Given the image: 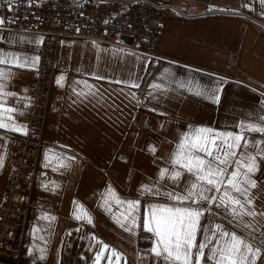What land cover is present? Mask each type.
Here are the masks:
<instances>
[{
    "label": "crops",
    "instance_id": "1",
    "mask_svg": "<svg viewBox=\"0 0 264 264\" xmlns=\"http://www.w3.org/2000/svg\"><path fill=\"white\" fill-rule=\"evenodd\" d=\"M160 1L186 16L168 15L152 56L88 39L60 41L44 130L48 144L36 171L35 209L22 220L13 247L23 246V264H158L148 251L155 239L151 233L142 228L136 235L125 232L101 207L107 199L117 216L122 210L109 188L120 200L140 201L142 223L149 204L172 203L165 192L183 193L187 173L175 183L159 180L158 174L170 167L169 157L185 134L199 128L239 132L241 123H259L264 116L262 0ZM1 25L0 120L27 130L43 36ZM212 93L219 99H210ZM21 135L0 129V206ZM244 135L250 141L245 151L255 153L251 142L264 141V134ZM252 178L257 181L254 206L264 212V159ZM142 185H155L160 195H141ZM76 205L91 216V224L76 219ZM222 211L213 205L214 215L205 213L201 225L247 231ZM255 219L264 231V217ZM253 235L259 243L260 232ZM201 239L198 233L197 244ZM207 255L206 249L202 264H211ZM13 256L0 251V264H12ZM256 264H264V246Z\"/></svg>",
    "mask_w": 264,
    "mask_h": 264
},
{
    "label": "snow or ice",
    "instance_id": "2",
    "mask_svg": "<svg viewBox=\"0 0 264 264\" xmlns=\"http://www.w3.org/2000/svg\"><path fill=\"white\" fill-rule=\"evenodd\" d=\"M3 22L0 20V23ZM0 63L4 61L0 60ZM4 76V73H0V79ZM62 79L63 77L58 79L57 83ZM2 90L3 85L0 84V93ZM209 98L218 100L219 96L212 93ZM3 111L14 110L5 108ZM239 128V132H215L210 128H199L193 130L190 135L185 134L177 144L176 151L169 157L170 167L160 169L158 174L159 180L163 181L167 177L175 183L187 173L189 179L183 193L165 192V198L172 203L149 204L142 223L138 215L140 201L120 200L111 188L109 195L117 205L122 206L119 216L112 211L107 199L101 207L112 215L125 232L136 235L135 230L142 228L144 232L151 233L155 239L148 251L157 259L158 264H202L206 249L207 260L211 261V264H256L264 246V231H260L255 218L264 217V212H257L254 206L252 189L257 188V181L252 177L258 170V160L264 159V150L260 148L264 141H252L257 150L255 153H247L245 150L250 141L244 132L264 134V116L260 117L259 123H241ZM0 129L27 134L26 128L14 125L10 127L3 120H0ZM150 150L153 154L156 151L154 147ZM2 165L3 159L0 158V166ZM140 191L141 195H160L159 188L155 185H142ZM217 193L220 195L217 196ZM213 205L216 209L223 210L221 214L236 221L237 227L247 231L238 234L235 230L224 229L220 224L203 227L200 223L201 217L205 216V213L214 215ZM75 216L78 220L86 219L87 223H92L91 216L83 211L80 205H76ZM244 217L251 219L246 221ZM254 232H260L259 243L256 242ZM198 233L202 236L199 244L196 242ZM113 255L117 260L120 259V254L113 252Z\"/></svg>",
    "mask_w": 264,
    "mask_h": 264
},
{
    "label": "built area",
    "instance_id": "3",
    "mask_svg": "<svg viewBox=\"0 0 264 264\" xmlns=\"http://www.w3.org/2000/svg\"><path fill=\"white\" fill-rule=\"evenodd\" d=\"M0 10L2 28L43 36L27 134L18 137L0 206V251L13 252L12 264H23V246L13 247L22 220L35 209L36 167L47 144L45 122L60 41L88 39L150 55L159 46L168 15H186L159 0H0Z\"/></svg>",
    "mask_w": 264,
    "mask_h": 264
},
{
    "label": "rangeland",
    "instance_id": "4",
    "mask_svg": "<svg viewBox=\"0 0 264 264\" xmlns=\"http://www.w3.org/2000/svg\"><path fill=\"white\" fill-rule=\"evenodd\" d=\"M160 1V0H159ZM161 2V1H160ZM163 3H166V2H163ZM0 12H1V10H0ZM216 13H219L218 11H215ZM213 13V12H212ZM214 14V13H213ZM228 14V13H227ZM230 14H232V13H230ZM1 15H2V13H1ZM238 15L239 16H244V17H250V15L249 14H246V13H238ZM246 15V16H245ZM3 17V16H2ZM162 37V36H161ZM160 44V43H159ZM158 49V48H157ZM157 49H155V50H152L151 51V56L152 55H154L155 54V51L157 50ZM149 55V56H150ZM52 93V92H51ZM32 94H33V91H32ZM32 94H31V96H32ZM49 103H50V101H49ZM49 108V107H48ZM47 114H48V112H47ZM46 120H47V117H46ZM45 125H46V122H45ZM47 143V142H46ZM48 144V143H47ZM47 144L44 146V147H46L47 146ZM34 196H35V194H34ZM20 227V226H19ZM19 229V228H18ZM18 231V230H17ZM16 235H17V232H16ZM16 238V237H15ZM13 262V260L11 261V263Z\"/></svg>",
    "mask_w": 264,
    "mask_h": 264
},
{
    "label": "bare ground",
    "instance_id": "5",
    "mask_svg": "<svg viewBox=\"0 0 264 264\" xmlns=\"http://www.w3.org/2000/svg\"><path fill=\"white\" fill-rule=\"evenodd\" d=\"M1 27H2V25H1ZM55 74V73H54ZM53 79H54V77H53ZM38 168V166L36 167V169ZM37 171V170H36Z\"/></svg>",
    "mask_w": 264,
    "mask_h": 264
}]
</instances>
